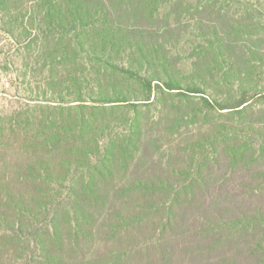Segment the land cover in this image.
Wrapping results in <instances>:
<instances>
[{"label":"trees","instance_id":"obj_1","mask_svg":"<svg viewBox=\"0 0 264 264\" xmlns=\"http://www.w3.org/2000/svg\"><path fill=\"white\" fill-rule=\"evenodd\" d=\"M0 33V264H264V0H0Z\"/></svg>","mask_w":264,"mask_h":264},{"label":"rangeland","instance_id":"obj_2","mask_svg":"<svg viewBox=\"0 0 264 264\" xmlns=\"http://www.w3.org/2000/svg\"><path fill=\"white\" fill-rule=\"evenodd\" d=\"M21 56L12 42L0 33V111L8 112L25 102L26 81L22 79L20 72L10 66V62L19 65Z\"/></svg>","mask_w":264,"mask_h":264}]
</instances>
